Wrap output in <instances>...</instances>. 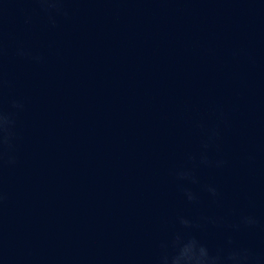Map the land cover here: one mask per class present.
<instances>
[{
  "label": "water",
  "instance_id": "obj_1",
  "mask_svg": "<svg viewBox=\"0 0 264 264\" xmlns=\"http://www.w3.org/2000/svg\"><path fill=\"white\" fill-rule=\"evenodd\" d=\"M0 264H264V10L0 0Z\"/></svg>",
  "mask_w": 264,
  "mask_h": 264
}]
</instances>
